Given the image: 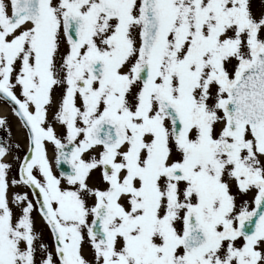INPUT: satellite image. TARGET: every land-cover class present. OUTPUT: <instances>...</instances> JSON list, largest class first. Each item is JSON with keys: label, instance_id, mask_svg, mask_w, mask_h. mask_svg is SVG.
<instances>
[{"label": "snow or ice", "instance_id": "1", "mask_svg": "<svg viewBox=\"0 0 264 264\" xmlns=\"http://www.w3.org/2000/svg\"><path fill=\"white\" fill-rule=\"evenodd\" d=\"M0 105V264H264V0H0Z\"/></svg>", "mask_w": 264, "mask_h": 264}, {"label": "flooded vegetation", "instance_id": "2", "mask_svg": "<svg viewBox=\"0 0 264 264\" xmlns=\"http://www.w3.org/2000/svg\"><path fill=\"white\" fill-rule=\"evenodd\" d=\"M6 115L8 116V119L13 122V134H14V137L19 139V129H18V127L15 125L14 121L12 120V117L9 115L8 110L3 105H0V117H4Z\"/></svg>", "mask_w": 264, "mask_h": 264}]
</instances>
